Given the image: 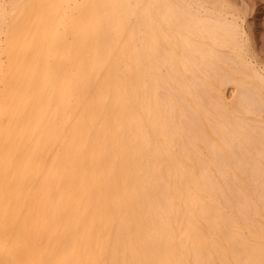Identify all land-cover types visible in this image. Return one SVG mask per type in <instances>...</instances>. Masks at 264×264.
Segmentation results:
<instances>
[{"label": "bare ground", "instance_id": "1", "mask_svg": "<svg viewBox=\"0 0 264 264\" xmlns=\"http://www.w3.org/2000/svg\"><path fill=\"white\" fill-rule=\"evenodd\" d=\"M100 9L97 29H0V261L259 264L264 92L227 100L232 19L206 0Z\"/></svg>", "mask_w": 264, "mask_h": 264}, {"label": "rangeland", "instance_id": "2", "mask_svg": "<svg viewBox=\"0 0 264 264\" xmlns=\"http://www.w3.org/2000/svg\"><path fill=\"white\" fill-rule=\"evenodd\" d=\"M107 1L108 0H0V29H48L50 27L54 29H65L64 26L60 25L61 19L65 17L69 19L68 22L70 23V26L66 29H74L75 23H78V27H84L85 29H97L100 27V23H98L100 21L99 19L104 13V9H100V7L105 5ZM206 1L210 7L213 6L214 8L222 9L223 11H221V14H227V16L232 19V15L227 7L230 0H219V3H217V1L215 3V0L211 3H209V0ZM251 8L252 12L248 20V31L251 34V47L244 50L242 46H237L238 44L224 47L217 46V48L222 50L224 55L231 57L235 62L234 77H236L237 82L234 84H227L224 87V92L229 102L233 101V95L238 91V84L240 82L247 84V86L249 85L248 87L256 86L261 92H264V80L254 77L247 66L249 62H253L264 68V0H252ZM71 25H73L74 28ZM218 31L220 32V29L217 30V33ZM180 33L185 34V31H181L179 34ZM194 33L190 35H198L197 33L194 35ZM186 35H184V38L187 37ZM0 36L1 39H5V33H1ZM159 36L162 37H159L158 41L160 42L161 40L163 43L169 38L164 43L165 47L178 44V38L177 41L175 39L178 36H176V34L172 36L170 34L166 39L163 35ZM218 36L219 35L215 37ZM182 37L183 34L179 37V43L183 42L184 38ZM206 39H204L205 43L206 41L208 42ZM217 40L219 42L218 38ZM181 44L183 43H180V45ZM160 45L162 44H159V46Z\"/></svg>", "mask_w": 264, "mask_h": 264}, {"label": "snow or ice", "instance_id": "3", "mask_svg": "<svg viewBox=\"0 0 264 264\" xmlns=\"http://www.w3.org/2000/svg\"><path fill=\"white\" fill-rule=\"evenodd\" d=\"M251 4L252 0H230L227 5L232 15L231 23L237 44L242 46L244 50L251 47V34L248 31V20L252 12ZM10 244L11 240H6L5 247ZM0 264H11V261H0ZM248 264H256V262L249 261ZM259 264H264V259L259 261Z\"/></svg>", "mask_w": 264, "mask_h": 264}]
</instances>
